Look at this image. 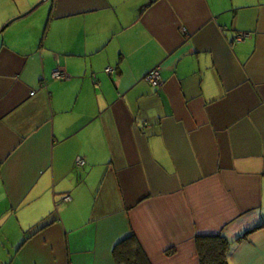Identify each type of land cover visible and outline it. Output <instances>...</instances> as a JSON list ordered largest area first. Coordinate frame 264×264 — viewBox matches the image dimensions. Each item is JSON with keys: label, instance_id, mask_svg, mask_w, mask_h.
<instances>
[{"label": "crops", "instance_id": "crops-1", "mask_svg": "<svg viewBox=\"0 0 264 264\" xmlns=\"http://www.w3.org/2000/svg\"><path fill=\"white\" fill-rule=\"evenodd\" d=\"M131 232L264 264V0H0V264H118Z\"/></svg>", "mask_w": 264, "mask_h": 264}, {"label": "trees", "instance_id": "trees-1", "mask_svg": "<svg viewBox=\"0 0 264 264\" xmlns=\"http://www.w3.org/2000/svg\"><path fill=\"white\" fill-rule=\"evenodd\" d=\"M49 225L45 223L33 228L28 232L24 241ZM197 249L201 264H229L232 246L223 236L200 237L197 239ZM114 254L118 264H151L134 232H131L128 237L115 246Z\"/></svg>", "mask_w": 264, "mask_h": 264}, {"label": "built area", "instance_id": "built-area-1", "mask_svg": "<svg viewBox=\"0 0 264 264\" xmlns=\"http://www.w3.org/2000/svg\"><path fill=\"white\" fill-rule=\"evenodd\" d=\"M242 38H243V36H239L238 39H242ZM106 72L109 73V74H112L113 73V71H112L111 68L107 69ZM64 75L65 74L63 72H61L60 70H58V71L54 72L53 78L54 79H62V78L65 77ZM146 81L149 84H151L153 87H159L162 84V77H161L160 72L158 70L151 71L146 76ZM84 164H85V161H83V160H79L78 163H77L78 166H83ZM70 200H71L70 197L65 198V201H70Z\"/></svg>", "mask_w": 264, "mask_h": 264}, {"label": "water", "instance_id": "water-1", "mask_svg": "<svg viewBox=\"0 0 264 264\" xmlns=\"http://www.w3.org/2000/svg\"><path fill=\"white\" fill-rule=\"evenodd\" d=\"M36 8L34 7V8H32L29 12H27V13H25V14H23V15H21V16H19L18 18H16V19H21V18H23V17H25V16H27V15H29V14H31L34 10H35Z\"/></svg>", "mask_w": 264, "mask_h": 264}, {"label": "rangeland", "instance_id": "rangeland-1", "mask_svg": "<svg viewBox=\"0 0 264 264\" xmlns=\"http://www.w3.org/2000/svg\"><path fill=\"white\" fill-rule=\"evenodd\" d=\"M58 27H59V25H58Z\"/></svg>", "mask_w": 264, "mask_h": 264}]
</instances>
